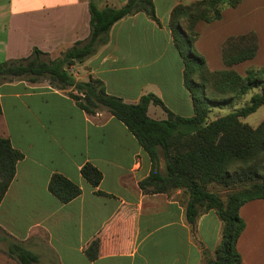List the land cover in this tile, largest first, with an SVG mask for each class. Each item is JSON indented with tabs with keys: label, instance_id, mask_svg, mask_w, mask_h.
Instances as JSON below:
<instances>
[{
	"label": "crops",
	"instance_id": "obj_1",
	"mask_svg": "<svg viewBox=\"0 0 264 264\" xmlns=\"http://www.w3.org/2000/svg\"><path fill=\"white\" fill-rule=\"evenodd\" d=\"M126 2L99 0V6ZM179 3L183 0H154L160 24L144 12L121 19L107 44L69 70L78 80L102 79L109 94L126 102L153 93L175 114L192 116L184 62L169 26ZM90 17L89 0H0V62L27 57L35 47L57 58L88 38ZM251 31L258 36L257 55L232 67L244 76L264 65V0H241L225 8L221 19L201 27L196 49L209 69H225V40ZM0 103V135L24 154L0 203V230L9 243H21L45 264H204L214 257L223 228L216 211L203 213L191 226L183 189L144 193L139 182L149 175L151 159L109 111L90 115L66 91L24 79L0 83ZM148 114L168 117L154 103ZM87 162L103 173L96 188L81 173ZM54 173L80 185L82 193L61 202L49 190ZM240 214L246 223L237 243L242 264H264V198L246 202ZM97 236L101 254L90 260L84 248Z\"/></svg>",
	"mask_w": 264,
	"mask_h": 264
},
{
	"label": "trees",
	"instance_id": "obj_2",
	"mask_svg": "<svg viewBox=\"0 0 264 264\" xmlns=\"http://www.w3.org/2000/svg\"><path fill=\"white\" fill-rule=\"evenodd\" d=\"M240 3L241 0H196L179 3L171 12L169 26L184 62V84L193 100L194 114L189 117L175 114L153 93L142 95L137 103H129L109 94L102 79L90 75L87 80H78L69 70L72 64L85 62L107 44L111 28L121 19L144 12L160 24L154 0H127L118 7H101L99 0H89L87 39L77 41L57 58L35 47L27 57L0 62V83L15 79L37 83L47 78L51 86L66 91L88 114L107 110L121 120L152 162L149 175L139 182L140 188L146 194L183 189L188 194L186 218L191 226H195L200 215L214 209L223 224L222 241L214 257L207 258L204 264H242L237 243L246 223L240 209L248 201L264 198V120L257 127L243 121L264 106V65L248 69L244 76L232 68L257 55L258 36L255 31L229 36L222 50L227 68L220 70L209 69L195 45L204 24L221 19L225 8ZM253 88L260 91L244 106L216 119L209 118L213 107L233 104ZM151 103L161 105L168 117H150ZM23 157L9 137L0 135V203ZM81 173L95 188L103 179L102 171L90 162L82 166ZM214 183L224 187L247 186L229 193L224 200L209 188ZM49 190L63 203L82 193L80 185L61 173L51 176ZM97 193L107 195L100 190ZM101 245L102 238L97 236L85 246L90 260L100 256ZM9 253L19 264L38 261L37 254L19 242L9 243Z\"/></svg>",
	"mask_w": 264,
	"mask_h": 264
},
{
	"label": "rangeland",
	"instance_id": "obj_3",
	"mask_svg": "<svg viewBox=\"0 0 264 264\" xmlns=\"http://www.w3.org/2000/svg\"><path fill=\"white\" fill-rule=\"evenodd\" d=\"M190 0H183V4L189 3ZM37 83H47L50 84L49 80L47 78H41L40 81ZM260 91V88H253L251 89L247 94H245L242 98L236 100L233 104H228L223 107H213L210 111L209 118L215 119L218 115H225L229 112L240 108L246 104V102L250 99V97L254 94ZM264 120V106H261L256 112L250 114L249 116L243 118V121L250 124L253 127H257L262 121ZM247 185H236L233 187H224L219 184H211L210 189L212 191H215L221 195V197L226 200L229 193H232L236 190H242L245 189ZM44 235H40V240H44ZM37 242L41 245L43 242ZM38 245L36 248L40 250L41 247ZM42 258V257H41ZM0 264H19L17 259L10 256L9 253V242L7 239H5V233L0 230ZM32 264H45L42 259L38 260V262H33Z\"/></svg>",
	"mask_w": 264,
	"mask_h": 264
}]
</instances>
